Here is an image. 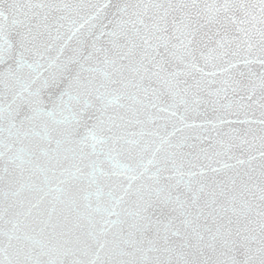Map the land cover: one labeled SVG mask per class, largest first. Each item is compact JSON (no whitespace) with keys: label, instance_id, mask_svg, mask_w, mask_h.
<instances>
[{"label":"snow or ice","instance_id":"6c2138e0","mask_svg":"<svg viewBox=\"0 0 264 264\" xmlns=\"http://www.w3.org/2000/svg\"><path fill=\"white\" fill-rule=\"evenodd\" d=\"M0 264H264V0H0Z\"/></svg>","mask_w":264,"mask_h":264}]
</instances>
